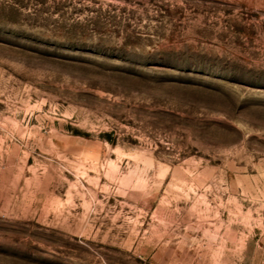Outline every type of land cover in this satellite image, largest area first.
<instances>
[{"label": "rangeland", "instance_id": "374dc122", "mask_svg": "<svg viewBox=\"0 0 264 264\" xmlns=\"http://www.w3.org/2000/svg\"><path fill=\"white\" fill-rule=\"evenodd\" d=\"M0 264H264V0H0Z\"/></svg>", "mask_w": 264, "mask_h": 264}]
</instances>
